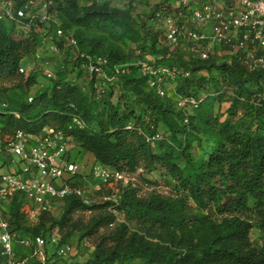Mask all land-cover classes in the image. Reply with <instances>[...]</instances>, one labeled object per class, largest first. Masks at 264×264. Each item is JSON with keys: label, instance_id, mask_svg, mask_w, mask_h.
Here are the masks:
<instances>
[{"label": "trees", "instance_id": "trees-1", "mask_svg": "<svg viewBox=\"0 0 264 264\" xmlns=\"http://www.w3.org/2000/svg\"><path fill=\"white\" fill-rule=\"evenodd\" d=\"M15 1L20 7L30 0ZM60 3L67 7L74 22L84 28L145 34L148 44L140 46L139 57L154 68L188 72V75H177L170 81L176 84L177 92L182 96L202 99L199 106L193 108L196 112L204 102L231 91L235 100L251 102L247 104L246 115L250 120L243 130L226 122L215 132L218 121L206 112L191 115L190 111L180 108L173 110L174 98H163L165 102H158L162 97L149 86L150 75H144L140 65H131L128 72L117 75L106 68L108 78L113 77L110 80L99 77L97 80L93 73L89 91L90 100L96 107L91 110L86 108L88 104L77 101L80 96L76 87L63 80H56L50 90L18 105L10 106L1 101L0 121L12 131L11 137L17 130L40 134L45 128L66 129L73 115L77 114L85 122V127L76 128L69 134L75 144L94 156L96 162L130 173L139 168L150 171L158 167L170 177L176 192L170 196L155 192L140 197L131 186H125L118 202L105 200L91 205L70 196L63 200L67 208L58 222L53 221L51 212H43L31 226L26 224L23 201L15 196L3 210L11 232L17 239L47 238L55 225L70 223L71 212L89 210L92 211L89 220L75 226L84 236L93 238V255L85 264L132 261H139V264H264V241L262 248L252 242L250 231L253 225L245 217L248 211L256 209L261 214L264 228V70L250 72L235 58L226 56L211 54L208 59H202L185 54V47L181 45L170 49L165 40V28L155 21L154 16L161 11L174 18L177 24H182L188 18L189 7L179 2L175 6L168 1L156 6L141 24H136L129 10L111 8L109 1L81 7L74 0ZM36 23L43 22L24 20L25 25L20 26L0 20V73L20 72L22 59L31 45L29 38L17 36L16 31L17 28L34 31ZM41 44L43 39L39 40ZM87 55H101L109 60L110 66L123 60L113 52L94 48L85 54V63H88ZM213 70L221 75L222 82L217 83L219 80L213 77L207 79L203 74H210ZM32 77L28 78L29 82ZM210 80L215 86L206 83ZM97 81L99 87L95 85ZM248 83L257 89L250 90ZM224 85L229 90L223 92ZM99 88L102 91L98 93ZM116 88L121 97L130 93L138 103L145 102L157 112V116L160 115L169 126L170 135L161 133L159 141L147 142L135 130H126L127 123L133 122L144 131L153 123L160 131L159 117L142 115L132 120L130 113L121 111L120 102L114 104L110 101ZM174 111L184 122L183 126L172 124L169 114ZM189 199L200 210L214 212L217 217L211 219L207 214L190 220L186 212ZM115 211L123 214L125 220L118 223ZM47 222L52 223L47 226ZM132 222L136 225L135 230L130 226ZM23 231L27 235L17 234Z\"/></svg>", "mask_w": 264, "mask_h": 264}, {"label": "built area", "instance_id": "built-area-1", "mask_svg": "<svg viewBox=\"0 0 264 264\" xmlns=\"http://www.w3.org/2000/svg\"><path fill=\"white\" fill-rule=\"evenodd\" d=\"M112 0H87L88 3ZM130 1V0H128ZM188 5V18L177 24L172 17L161 11L154 19L165 28V40L170 49L184 46L187 54L208 59L211 54L228 59L235 58L246 70L253 72L264 70V0H179ZM51 0H30L25 6H17L15 0H0V20L24 26V20L46 22L49 19ZM39 4L38 10L36 5ZM76 44V40H70ZM53 50H58L53 46ZM38 56V55H37ZM90 73L97 78H108L105 69L110 68L117 75L129 71V66L140 65V71L149 74V86L162 98H174L177 106L185 111L197 108L201 98L184 97L177 92L170 79L177 75H188L177 69L154 68L146 61H138L123 66L110 62L103 56L87 55ZM24 72V68H20ZM165 75V77L162 76ZM51 76V73H48ZM113 77L108 78L109 80ZM187 121V119H186ZM83 119L74 114L68 128H45L43 133H27L17 130L6 144L0 143V156L3 152L19 156L21 167L0 174V264H48L47 244H56L58 256L70 252L69 244L59 245L54 237L36 236L17 239L11 232L10 224L3 210L15 196L29 205L27 216L37 221L43 212H51L57 201L74 196L83 203L91 205L90 190L86 187V175L79 173V165L71 156L70 147L75 143L69 134L76 128H84ZM126 130H135L144 136L147 142L162 139V134L153 123L147 131L127 123ZM89 176L94 179V190L109 182L129 186L133 183L134 173L120 171L104 166L96 161L91 166ZM118 202L115 194L104 197ZM28 249L17 252L14 244Z\"/></svg>", "mask_w": 264, "mask_h": 264}, {"label": "rangeland", "instance_id": "rangeland-1", "mask_svg": "<svg viewBox=\"0 0 264 264\" xmlns=\"http://www.w3.org/2000/svg\"><path fill=\"white\" fill-rule=\"evenodd\" d=\"M60 1L63 0H51V9L49 12V19L44 23H36V30L28 32L22 31L21 28H17V36H25L29 38L31 49L28 51L21 62V67L24 68V72L15 74L0 73V102L6 101L10 106L18 105L21 102L29 101L34 96L41 94L46 90H50L54 86L56 80H63L65 82L72 83L78 90L79 99L86 105L88 110L95 108L96 105L90 100L91 94L89 91L91 73L88 63H85V54H89L92 49H97L102 52L116 54L115 56L123 59L120 64L123 66L130 65L131 63L138 62L141 58L138 55L140 46L148 44L147 36L145 34L125 33V32H111L109 29H96V28H84L77 25L74 20L69 16L67 7ZM76 4L81 6L90 5L87 0H74ZM171 2L173 6L177 5L178 0H112L109 1L111 8H119L129 10L136 24H141L145 21L149 14L153 12L156 6L165 2ZM39 4L36 5L38 10ZM42 24V25H41ZM43 39V44L39 45V40ZM72 39H75L76 44L70 43ZM53 46H56L58 50H53ZM187 54V52L185 53ZM38 55V56H37ZM187 60L188 58H184ZM48 73L52 75L49 76ZM207 79L219 80L217 83L222 82L221 75L216 70H213L210 74L203 73ZM31 81H28V78ZM104 78V76H99ZM98 80V78H97ZM178 78L175 79V82ZM210 86H215L211 80L206 82ZM216 83V84H217ZM174 86L175 83H172ZM95 85L99 87L100 82H96ZM225 90H229L225 87ZM247 86L250 90H256L257 87L248 83ZM99 88V92H101ZM213 91V90H209ZM231 91H226L220 98H214L204 102L202 108L198 112H206L209 117L215 118L218 122L215 132H218L224 123L228 122L231 125L239 126L243 130L249 117L247 115V104L250 101L235 100L231 95ZM136 97L130 93H124L121 97V92L118 88L115 89L114 95L110 98V101L114 104L120 102L121 111H126L131 114L132 120H135L137 116L149 115L158 118V128L163 135L169 136L171 130L169 126L160 119V115L157 116V112H154L148 105L138 103ZM120 100V101H119ZM166 99L160 98L158 102H165ZM175 104L177 105V101ZM172 106L173 110H178V106ZM83 106V105H82ZM88 106V107H87ZM206 110V111H204ZM176 111L169 114V118L174 126H183L184 122L176 117ZM191 115L196 114L194 109H188ZM132 112V113H131ZM199 122V120H198ZM5 128V129H4ZM12 131L5 127L4 123L0 121V143L6 144L11 138ZM43 133V131L41 132ZM192 135V134H191ZM203 138L208 137L201 135ZM193 144L194 135L192 136ZM71 156L82 165V175H86L85 181L86 187L90 190L88 194L93 203H101L107 199L111 194H115V197L119 200L120 191L124 184L109 182L101 187V190H94V179L89 176V172L92 164L94 163L93 157L85 150L81 149L78 144H72L70 147ZM9 152H3V155ZM2 155V156H3ZM2 156H0V163ZM9 162L6 165H0V174L9 172L16 163H20L19 156L14 153H9ZM134 181L129 186L135 189L140 197H147L152 193H160L165 196L175 195V189L170 177L165 171L156 167L150 171L139 168L134 173ZM175 197V196H174ZM23 201V200H22ZM29 204L23 201L22 210L27 213ZM67 204L64 201H57L54 203L51 213L53 215V221L58 222L62 216L64 210H66ZM116 212V211H115ZM187 216L190 220L201 218L204 215L210 214L211 219H215L217 215L214 212L203 211L197 207V204L189 199L186 204ZM92 215V211H73L70 214V223L66 222L62 226L55 225L49 235L50 238L54 237L59 245L69 244L71 250L64 256H58L56 253L57 246L52 244L51 241L47 244L46 250L50 259V264H85L93 255L94 246L93 238L86 237L82 231L76 230L75 226L78 223L86 222ZM117 222L124 221V215L116 212ZM256 210H250L245 217L252 223L253 227L250 231V238L252 242L259 248L263 247L264 241V228H262V217ZM52 222H47V226H50ZM27 225H34L36 221H33L28 216L26 217ZM132 230L136 229L134 222L130 223ZM18 235H27L26 231L23 233H17ZM46 235V236H48ZM15 248V244H14ZM28 249L23 247L21 253L27 252ZM124 264H139V261L126 262Z\"/></svg>", "mask_w": 264, "mask_h": 264}, {"label": "crops", "instance_id": "crops-1", "mask_svg": "<svg viewBox=\"0 0 264 264\" xmlns=\"http://www.w3.org/2000/svg\"><path fill=\"white\" fill-rule=\"evenodd\" d=\"M87 152V151H86ZM87 153H89L92 157H93V159L95 160V158H94V156L90 153V152H87ZM3 155V153L1 154V156ZM9 162H11L10 160H9V153L7 154H5V155H3L2 156V159H1V163H0V165H6V164H8ZM77 163H78V161H76ZM78 165H79V173L80 174H82V171H81V169H82V165H80L79 163H78ZM21 167V162L18 164V163H16L15 164V166L11 169V170H16V169H19ZM21 249H23V247L20 245V244H18V243H15V250L17 251V252H20L21 253Z\"/></svg>", "mask_w": 264, "mask_h": 264}]
</instances>
